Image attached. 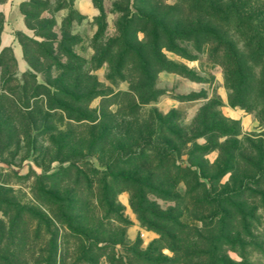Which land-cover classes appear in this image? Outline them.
<instances>
[{
  "label": "rangeland",
  "instance_id": "1",
  "mask_svg": "<svg viewBox=\"0 0 264 264\" xmlns=\"http://www.w3.org/2000/svg\"><path fill=\"white\" fill-rule=\"evenodd\" d=\"M198 1L206 2L162 0L160 6L167 11V5H178L176 21L185 28L202 20L203 13L195 6ZM213 1L222 9L247 2L254 12L251 17L264 20V0ZM35 2L39 9L25 8L32 34H15L22 58L16 57L11 46H2L5 18L0 13V200L34 204L47 213L50 204L38 203L34 193L43 196L51 189L71 196L78 232L72 234L67 225L56 224L58 260L63 256L65 264H87L80 261L81 241L99 236L98 246L106 248L95 251L96 264H136L135 254L151 247L168 258L174 257V251L157 243L160 234L150 226L156 224L151 213L144 214V224L132 203V185L125 179L111 184L108 194L120 208L111 216L120 215L122 220L109 217L102 182L112 183L111 173L151 179L155 186L172 183L170 198L150 194L145 207L162 215H180L192 233L219 238L231 264H264V174L257 167L264 168L261 101L251 98L247 108L231 104L224 67L208 44L199 50L193 41L178 40L181 53L163 47L164 57L176 69L153 67L148 83L131 54L126 66L116 69L120 57L116 45L99 64V55L119 33L120 14L113 9L122 0H102L107 25L100 38H95L100 31L96 17L86 20L74 8V0ZM20 10L23 13L21 6ZM45 37L54 38L52 45L38 46L28 40L42 42ZM234 37L239 38L236 33ZM138 39L139 44L135 43L148 55L142 31ZM64 41L70 44L60 49ZM5 47L9 50L1 54ZM70 54L81 61L70 62ZM149 82L156 93L142 102L140 92L144 98L150 95ZM67 91L74 100L64 96ZM89 93L93 96L87 97ZM207 109L210 119L217 116V123L224 122L234 134L215 137L217 132L205 129L200 115ZM74 114L96 119L77 121L70 118ZM146 138L154 145L173 142L175 152L167 164L187 167L193 162L192 169L200 174L198 181L187 172L175 175V171L168 179L166 170L158 169V154L142 150L144 144L150 145ZM208 195L233 205L226 211L219 204L213 210L201 206L199 200ZM0 220L6 221L2 207ZM41 243L30 246L29 262L44 247Z\"/></svg>",
  "mask_w": 264,
  "mask_h": 264
},
{
  "label": "trees",
  "instance_id": "2",
  "mask_svg": "<svg viewBox=\"0 0 264 264\" xmlns=\"http://www.w3.org/2000/svg\"><path fill=\"white\" fill-rule=\"evenodd\" d=\"M72 1L73 0H69V3ZM198 2L199 3H196L195 6L197 11L203 13L201 17L202 20H198L195 24H191L185 28H182L180 22L176 21L177 14H179L181 10L178 5H167V11H162L160 6L162 0H122L119 4H115L113 10L120 14L119 20L117 21L119 33L110 40L109 46L104 52L102 49L103 53L99 55L98 63L100 64L105 61L104 56L106 53H113L112 46L116 45L118 47L117 54L120 56L116 69L121 71L129 61L126 57L131 54L136 57V64H141L140 69L143 71V78L146 79L148 83L150 79H147V77L153 67V69L157 68V70L176 69L173 68L174 66L168 63L164 57L162 53L163 47L181 53L182 49L177 44L178 40L193 41L199 50L202 49L203 45L208 44L212 46V53H216V61H220L224 67L226 81L231 89V104L247 108L248 101L251 98H255L261 101L264 108V20L253 19L251 15L254 14V12L249 11L248 4L244 1L239 5L227 6V9L218 7L213 0H206L203 5L201 1ZM93 3L99 9V14L96 16V19L98 20L100 31L95 38H100L107 25L106 16L102 0H93ZM26 7L35 10L39 9V5L35 0H28L21 4V8L24 10L23 13L28 23V16L30 14L25 10ZM262 13H264V10L261 11V14ZM231 27L235 28L234 33L238 34V39L234 37V33H231ZM140 31L144 33L143 42L149 49L148 55L136 44H139L138 33ZM28 40L38 46H50L54 38L45 37L42 42L31 38ZM69 44L70 43L64 41L60 49H63V45L68 46ZM25 47L27 46L24 45V48ZM108 49H110V51H108ZM8 50L9 49L6 47L3 48L1 54ZM69 61L78 62L81 61V58L74 54H70ZM131 61L135 62V58ZM73 72L77 71L73 70L72 73ZM147 87H149L150 95L144 98L145 96L140 92V100L142 102H145L144 99L147 101L152 99L151 97L156 93L150 82L147 84ZM64 93L66 98L70 100L75 99L71 92L67 91ZM92 96L93 95L89 93L87 97ZM51 107L56 106L53 105ZM207 112L208 109L200 115L202 121L201 125L207 130L209 129L210 131L217 132L216 135L213 134V136L218 137L234 134L232 130L226 128L224 122L217 123V116H213L212 119H210ZM70 118L77 121H82L83 119L94 121L96 119L94 116H78L75 114L71 115ZM145 141H149L150 145L144 144L142 150L145 151L148 149L158 154V169L166 170L168 179L169 174L175 171L177 173L175 175L187 172L191 179L198 181L200 174L196 169H192V166H195L193 162L187 167L176 165L172 167L167 164L171 158L170 155L175 152L173 142L164 140L154 145L151 140L147 138ZM203 149H205V147ZM232 149L230 148L229 153H233ZM119 156L113 162H116ZM137 156H139V154H137ZM233 156H230L231 161ZM165 163L168 166L163 168L164 166L162 165ZM257 167L262 174H264V168L261 165ZM108 168L111 169L112 166L110 165ZM221 173H219V175ZM110 176L113 177L112 183H109L108 179H105L101 185L102 187L105 186L103 192L106 196L105 199L108 206L107 215L112 217L111 215L119 211L116 202L112 201V198L109 200L108 194L110 195L112 192L111 184L118 183L119 180L125 179L132 185V203L143 218L144 224L147 225L144 214L151 213L152 218L156 220V224H154L153 227L150 223V226L160 234V239L157 243H159L161 247L166 245L174 251V257L168 258L167 256H163L160 252L156 254L151 247L144 252L135 254L138 258L136 264H231L228 257L222 253L223 250L219 238H206L197 231L192 233L188 224L181 221L180 215H162L156 210H148L145 207L148 203V195L150 194H157L166 199L170 198L171 193L169 191L171 188H169V186H171L172 183L168 185L167 182H165L160 186H155L151 182V179H149V181L138 180L131 176H125L123 174L112 175L111 173ZM90 184L92 188V183ZM201 185L200 182L197 183L198 187ZM34 195L38 203L48 202L50 204V209L47 213L34 204L22 205L15 202L6 204L5 201L0 200V208H4V215L6 217L5 222L0 220V264H65L63 256L60 257L61 260H58V232L56 224L60 223L67 225L72 234L78 232L77 226L79 220L75 213V200L71 196L58 195L51 189L46 191V194L43 196H39L35 193ZM210 197L211 195L201 198L199 204L201 206L205 204L206 207L212 210L219 204L217 207L221 209L223 206L224 211L233 205L232 202L226 199L220 201L219 198L213 199ZM112 218L122 220L120 215L119 217ZM186 230H188V232H186ZM189 238L195 241L190 242L191 240H189ZM197 240H200L202 243H197ZM40 241L42 242L41 245L44 247L39 248L37 258L33 262H29L28 258H26L27 251L30 246ZM98 241L99 236H95L91 241H81L80 253L82 258L80 261L82 260L87 264L97 263V255L94 256L96 253L95 251H101L106 248L105 245L98 246ZM107 245L110 244L108 243Z\"/></svg>",
  "mask_w": 264,
  "mask_h": 264
},
{
  "label": "crops",
  "instance_id": "3",
  "mask_svg": "<svg viewBox=\"0 0 264 264\" xmlns=\"http://www.w3.org/2000/svg\"><path fill=\"white\" fill-rule=\"evenodd\" d=\"M28 0H4L0 2V13L4 15L5 22L2 31V46H11L17 58L23 57L22 46L15 41L16 32L32 34L28 27L26 16L21 12L20 6ZM74 8L77 9L86 20H92L99 14V9L93 0H74Z\"/></svg>",
  "mask_w": 264,
  "mask_h": 264
}]
</instances>
